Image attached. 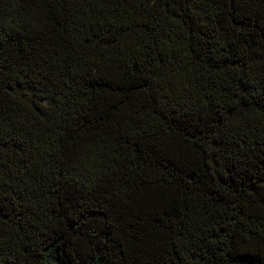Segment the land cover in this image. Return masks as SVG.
I'll return each instance as SVG.
<instances>
[{"label":"trees","instance_id":"1","mask_svg":"<svg viewBox=\"0 0 264 264\" xmlns=\"http://www.w3.org/2000/svg\"><path fill=\"white\" fill-rule=\"evenodd\" d=\"M0 264H264V0H0Z\"/></svg>","mask_w":264,"mask_h":264}]
</instances>
